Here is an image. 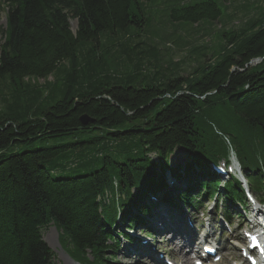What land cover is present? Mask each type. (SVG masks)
Wrapping results in <instances>:
<instances>
[{
  "label": "trees",
  "instance_id": "trees-1",
  "mask_svg": "<svg viewBox=\"0 0 264 264\" xmlns=\"http://www.w3.org/2000/svg\"><path fill=\"white\" fill-rule=\"evenodd\" d=\"M175 1L164 43L155 0H0V151L67 142L0 155V264H57L44 239L51 226L76 262L114 264L121 217L134 229L154 207L199 212L218 199L230 221L244 190L234 178L223 186L211 164L232 153L264 201V60L249 66L264 58V0L226 21L216 0ZM215 23L210 43L181 33L207 37ZM173 41L188 50L179 62L166 58ZM84 145L97 147L73 169L87 173L56 177L67 166L50 160ZM177 150L188 159L173 167Z\"/></svg>",
  "mask_w": 264,
  "mask_h": 264
},
{
  "label": "rangeland",
  "instance_id": "rangeland-1",
  "mask_svg": "<svg viewBox=\"0 0 264 264\" xmlns=\"http://www.w3.org/2000/svg\"><path fill=\"white\" fill-rule=\"evenodd\" d=\"M185 3L189 2H194L197 0H184ZM199 2L201 1H206V0H198ZM218 3L221 5L222 11H223V21H226L227 19V14H233L235 13L236 20H241L243 19V16L246 14L245 7L248 4H256L257 6L261 5V0H226L225 6L228 8V11L226 13L225 11V6L222 4V0H216ZM176 1L174 0H155V2H152L148 5V9L151 11L152 15L155 17V26L154 29L158 31V40L163 39L164 43H169L172 41V38H170V33L173 32V28L170 26L171 24H168V17L170 15V9L171 7L175 6ZM253 15V14H252ZM255 15V13H254ZM167 17V18H166ZM237 24V21H235ZM231 24V23H230ZM7 26V13L6 11L2 8V3H0V28L4 29ZM71 26L72 30L74 33L77 31V21L72 20L71 21ZM207 30L211 31L210 36H205L204 33H197L196 31L190 29V31L187 32H181L182 35L184 36V39L186 42L191 43L192 45H203L205 43H210L211 39L213 40L218 33V30L220 29L219 23H215L212 27L207 26ZM190 32V33H189ZM4 38L0 36V46L3 44ZM159 43V42H157ZM174 41L171 42V44L168 45L169 48L172 49V51L168 52L166 56L167 59L174 60V62H179L183 59L184 56H186V52L188 51L187 49L181 48L179 46H173ZM188 47V46H187ZM184 49V50H183ZM191 60L186 59L185 63L182 65V67L186 68L188 72L192 70L190 68V65L188 63ZM193 62V61H192ZM191 62V64H192ZM254 66V65H252ZM190 68V69H189ZM117 74V73H115ZM49 80H53V78H50ZM43 83V80L40 81ZM66 141L63 140H48V141H35L34 143L30 145H16V146H11L5 151H0V155H3L5 157L10 156L15 153H23L25 151H34V150H39L43 148H52L56 146H60L63 144H66ZM97 146H87L84 145L82 147H79V149L76 150V148H72L70 150H67L65 153H62L56 157H54L52 160H50L51 163H58L60 165L66 164L67 169H59L56 171L55 175L56 177H74L77 176L78 174H86V169H82L79 173L77 172V169H73V166L84 160L88 155H90L91 151L95 149ZM154 157V156H153ZM156 159V157H155ZM188 159V155L184 150H177L174 155L171 157V165L175 167L178 164H184L186 160ZM71 162V164H68ZM223 163V162H222ZM174 181V180H173ZM176 185V182L175 184ZM256 198L258 200H261V198L254 193ZM205 206L204 209L201 212L194 213L193 215V222L194 224H190L189 221V216L183 215V210L179 211H174L171 212L170 210H164L167 212H162L161 209H159L161 212L155 211L154 217L156 218H161L163 214L171 215V213L176 214L175 216L181 214L182 215V228L184 230L194 228V229H201L202 224H211V226L216 227L218 233L214 235L216 239H220L223 242V244H226L232 252V257L235 260L238 259V253H234V249L238 247L240 244L236 242L234 239L236 236H239L242 238V230L245 228L250 227L249 224V217H246V219H237L236 222L234 223L233 227L230 229L231 232H225L223 233L222 231V226L220 225L221 223V217L219 214L222 211V206L219 208L218 212L215 209L216 202L211 200L209 201L208 199H205ZM225 207V205H224ZM171 212V213H169ZM155 218L150 217L148 218L144 223V229H151L154 227L151 223ZM198 223V224H195ZM215 223L217 225H215ZM155 230H158L154 228ZM236 229L239 232H236ZM140 233V232H139ZM138 232H136V235H139ZM59 231L55 226H51L48 229L44 231V238L45 240H48L52 246H50L53 251L56 254V263L57 264H67V260H71L74 264H78L75 261H73L68 253L62 248V246L59 243ZM141 236H143V233H140ZM232 235V236H231ZM173 238L171 235H165L164 237H158V245H156V251L159 252H165L167 256L165 257H171V258H177L178 260H189V254L187 253V250H184L180 253L178 252L180 247V243H174L172 242ZM119 249L118 253L114 254V252H108L107 256L115 258L114 264H153L152 261L144 260L141 257L136 256L137 258H134L130 255H128L126 251L130 249V245L122 240L119 242ZM150 247V246H149ZM134 248V247H132ZM149 254H151V251H149ZM222 255H224V252H221ZM226 256V255H225ZM225 260H223L224 262ZM222 262V263H223ZM190 264L191 261H190ZM229 264V263H228Z\"/></svg>",
  "mask_w": 264,
  "mask_h": 264
},
{
  "label": "bare ground",
  "instance_id": "bare-ground-1",
  "mask_svg": "<svg viewBox=\"0 0 264 264\" xmlns=\"http://www.w3.org/2000/svg\"><path fill=\"white\" fill-rule=\"evenodd\" d=\"M162 212H167L161 209ZM165 216H162L160 219L159 218H155L152 222V225L158 229V230H162L165 234H169L171 235V237L176 240H178L180 243L182 244V247L179 249V253L181 255L182 249L185 246V242L186 240H188V243H191L192 241L195 240L197 233L194 232L191 229H188L186 231H182L181 228V223L182 220L179 219L181 218V214L177 215V219L173 220L171 218L170 215L167 214H163ZM171 233V234H170ZM177 235V237H176ZM174 239L172 240V242H174L176 244V242L174 241ZM46 242L50 245L51 243L46 240ZM126 253H129L130 255L133 254L132 252L129 251H125ZM234 252L236 253V249H234ZM67 264H74L71 260H67ZM187 264H189V260H187Z\"/></svg>",
  "mask_w": 264,
  "mask_h": 264
},
{
  "label": "water",
  "instance_id": "water-1",
  "mask_svg": "<svg viewBox=\"0 0 264 264\" xmlns=\"http://www.w3.org/2000/svg\"><path fill=\"white\" fill-rule=\"evenodd\" d=\"M263 60H264V58H263V59H255V60H253V61L249 64V66H251V65H258V64L261 63ZM90 123H94V121L91 120L90 118H88L87 116H85V117L82 118V124H83L84 126H88Z\"/></svg>",
  "mask_w": 264,
  "mask_h": 264
}]
</instances>
